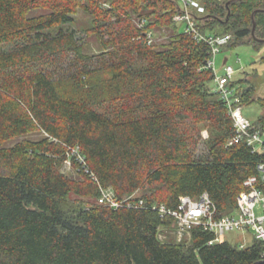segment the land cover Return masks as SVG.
Returning a JSON list of instances; mask_svg holds the SVG:
<instances>
[{
    "label": "trees",
    "instance_id": "16d2710c",
    "mask_svg": "<svg viewBox=\"0 0 264 264\" xmlns=\"http://www.w3.org/2000/svg\"><path fill=\"white\" fill-rule=\"evenodd\" d=\"M199 2L200 32L231 34L230 48L262 44L252 29L264 38V0ZM80 9L98 54L85 51ZM180 9L179 0H0V264H264L259 240L210 244L215 233L195 225L178 241L174 217L154 207L207 192L218 216L229 213L264 158L244 142L227 146L235 127L210 85L211 46L181 30ZM157 27L173 33L150 43ZM241 81H231L241 104L264 106ZM253 123L264 127V115ZM200 124L211 132L197 154ZM33 132L43 135L5 144ZM68 160L79 176L64 171ZM102 189L123 203H100ZM73 196L91 202L72 206Z\"/></svg>",
    "mask_w": 264,
    "mask_h": 264
},
{
    "label": "built area",
    "instance_id": "2783aa9c",
    "mask_svg": "<svg viewBox=\"0 0 264 264\" xmlns=\"http://www.w3.org/2000/svg\"><path fill=\"white\" fill-rule=\"evenodd\" d=\"M179 1L181 9L174 16L175 21L185 24L184 31L192 33L198 40H205L211 46V56L206 66L213 69L216 74L214 90L225 100L235 127V133L227 141V146L244 142L253 152L264 154V127L256 126L251 119L244 115L242 98L237 95L235 86L231 85L232 76L235 73L234 67L223 62L225 73L223 75L216 73L217 55L221 52L222 47L230 41L231 34H203L197 28V19L194 14L205 11L199 0ZM140 24L143 27L144 21ZM147 39L150 43L158 41V38L153 37L152 30L147 32ZM78 160L85 164L83 156L79 155ZM67 162L71 163L70 160ZM256 168L257 172L245 180L246 189L240 192L235 209L229 213L218 216L217 207L207 192L197 197L183 196L176 208H169L165 204L154 207L159 208L162 216L171 215L174 217L176 226L174 233L178 241H182L186 235L189 236L193 226L201 225L215 233L214 238L209 241L210 244L222 241L221 236L227 231H242L244 233L248 231L252 233L254 240H259L264 244V158ZM99 202L111 207H118L123 203L115 197L111 189H102ZM142 204L141 200L139 205ZM128 205L133 204L130 201ZM160 237L165 238V235L160 234ZM239 246L245 247L246 244L243 243ZM261 256L264 259V249Z\"/></svg>",
    "mask_w": 264,
    "mask_h": 264
},
{
    "label": "rangeland",
    "instance_id": "374dc122",
    "mask_svg": "<svg viewBox=\"0 0 264 264\" xmlns=\"http://www.w3.org/2000/svg\"><path fill=\"white\" fill-rule=\"evenodd\" d=\"M76 26L80 29L81 34L85 37V51L88 54H98L103 51V44L98 39V37L90 32L89 35H86V29L92 25V17L87 14L84 10L80 9L79 12L75 15ZM181 30L185 29V24H179ZM150 31V30H149ZM173 30L168 27H157L153 29V37L158 38L159 42L167 41L171 36ZM233 45V41L227 43L222 47L221 52L217 55L216 58V73L218 75H223L225 73L223 68L224 59L227 57V64L232 65L235 69V73L232 76V80L241 81L240 85L243 86H253L256 89V94L254 99L262 98L261 101L264 103V42L261 45H258L256 48L250 43H242L230 48ZM212 90L215 88V81L211 82ZM239 85V86H240ZM243 113L246 117L252 121L257 120L261 115H264V106L258 102H253L243 106ZM194 132V138L197 139V154L206 153L208 150L207 139L210 136L211 129L208 125L200 124L198 125ZM42 133L33 132L23 136L13 138L7 142L6 145H11L25 139H39L42 137ZM64 171L72 176H79L78 169L72 165L70 162H66L64 166ZM144 193V190H138L134 193V197H140ZM91 202L87 198L73 196L72 206L80 205L85 206ZM167 237H174L175 234L164 233ZM188 235H186L187 238ZM185 238V239H186ZM222 241H227L234 245L246 244V246L251 245L254 241L253 235L250 232L242 231H227L221 236ZM187 244L190 242L187 240Z\"/></svg>",
    "mask_w": 264,
    "mask_h": 264
},
{
    "label": "water",
    "instance_id": "95a60500",
    "mask_svg": "<svg viewBox=\"0 0 264 264\" xmlns=\"http://www.w3.org/2000/svg\"><path fill=\"white\" fill-rule=\"evenodd\" d=\"M228 4H229V2L227 3V5H228ZM255 13H256V12L253 13V16L255 15ZM252 37H253V39L256 40V41L264 42V38H259V37L256 36V34H255V23H254V25H253V29H252ZM227 60H228V58L226 57V58L224 59V63H226ZM259 263H260V262H256V263H254V264H259Z\"/></svg>",
    "mask_w": 264,
    "mask_h": 264
}]
</instances>
